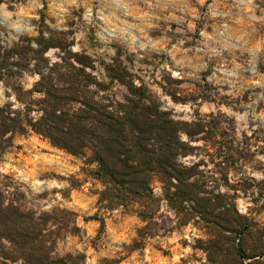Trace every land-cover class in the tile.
I'll list each match as a JSON object with an SVG mask.
<instances>
[{
    "label": "rangeland",
    "instance_id": "obj_1",
    "mask_svg": "<svg viewBox=\"0 0 264 264\" xmlns=\"http://www.w3.org/2000/svg\"><path fill=\"white\" fill-rule=\"evenodd\" d=\"M49 31L67 33L72 51L94 60L99 78L119 53L177 120L191 121L197 113L233 119L242 159L229 179L245 181L249 188L239 193L236 205L264 226V0H0L1 46ZM57 54L51 49L46 57L54 62ZM167 78L178 81V96L186 104L162 92L159 83ZM37 79L25 72L0 81V105L21 109L10 86L20 83L29 90ZM112 91L121 98V87ZM94 170L84 158L32 132L16 134L0 158V186L5 198L25 210L74 212L81 233L63 238L57 249L83 253L85 264H207L203 253L191 248L195 238H203L191 226L162 230L145 238L141 249L129 251L143 224L121 208L101 209L103 187ZM154 193L160 195L158 184ZM160 215L168 218L161 224L169 230L173 212L164 202ZM91 217L102 219L103 229Z\"/></svg>",
    "mask_w": 264,
    "mask_h": 264
},
{
    "label": "trees",
    "instance_id": "obj_2",
    "mask_svg": "<svg viewBox=\"0 0 264 264\" xmlns=\"http://www.w3.org/2000/svg\"><path fill=\"white\" fill-rule=\"evenodd\" d=\"M71 46L68 34L57 31L0 45V81L25 72L38 77L29 90L20 83L10 86L21 109L0 105V158L16 134L32 132L94 165L93 175L103 187L101 209L121 208L143 224L129 251L141 249L145 238L162 230L191 226L203 233L191 248L201 251L207 264H264V226L236 205L248 185L229 179L242 159L234 120L221 113L177 120L119 53L99 78L94 60ZM51 49L58 51L54 62L46 57ZM116 85L123 89L120 99L112 91ZM177 85L169 78L159 83L173 102L186 104ZM162 202L173 212L169 230L161 224L168 218L157 216ZM76 218L65 209L25 210L5 198L0 186V264H85L83 253L57 249L60 240L81 233ZM89 220L103 229L102 219Z\"/></svg>",
    "mask_w": 264,
    "mask_h": 264
}]
</instances>
